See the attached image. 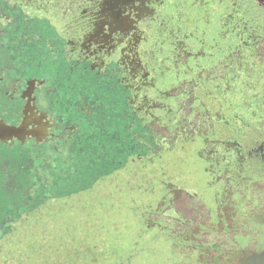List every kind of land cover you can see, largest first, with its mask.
<instances>
[{
	"label": "flooded vegetation",
	"instance_id": "obj_1",
	"mask_svg": "<svg viewBox=\"0 0 264 264\" xmlns=\"http://www.w3.org/2000/svg\"><path fill=\"white\" fill-rule=\"evenodd\" d=\"M0 126V246L94 192L179 264H264V0H0ZM180 198L207 219L167 235Z\"/></svg>",
	"mask_w": 264,
	"mask_h": 264
},
{
	"label": "trees",
	"instance_id": "obj_2",
	"mask_svg": "<svg viewBox=\"0 0 264 264\" xmlns=\"http://www.w3.org/2000/svg\"><path fill=\"white\" fill-rule=\"evenodd\" d=\"M129 202L94 192L74 198L61 225L54 213L32 211L0 246V264H179Z\"/></svg>",
	"mask_w": 264,
	"mask_h": 264
},
{
	"label": "rangeland",
	"instance_id": "obj_3",
	"mask_svg": "<svg viewBox=\"0 0 264 264\" xmlns=\"http://www.w3.org/2000/svg\"><path fill=\"white\" fill-rule=\"evenodd\" d=\"M259 184L258 191L253 193L252 196H254V198H259L260 204L264 207V182ZM172 208L175 211L174 213H161L159 215H154L151 219L153 222H157L168 227L170 230L169 234L167 235H175L180 234L181 232L184 233L187 230H192L196 225L204 222L207 219V213L202 208H199L197 202L190 198L184 200L180 198L176 200L173 203ZM177 218H184L186 220V224L183 226L173 220ZM243 228L250 231L252 239V241L249 242L248 248L246 250L255 249L256 244H258L257 240H259V237L261 236L260 230H262V227L253 225L252 223H246L244 224ZM164 235L166 236V233H164ZM213 240L216 241V238L213 237Z\"/></svg>",
	"mask_w": 264,
	"mask_h": 264
},
{
	"label": "water",
	"instance_id": "obj_4",
	"mask_svg": "<svg viewBox=\"0 0 264 264\" xmlns=\"http://www.w3.org/2000/svg\"><path fill=\"white\" fill-rule=\"evenodd\" d=\"M8 132L3 128V126H0V140H5L7 138Z\"/></svg>",
	"mask_w": 264,
	"mask_h": 264
}]
</instances>
